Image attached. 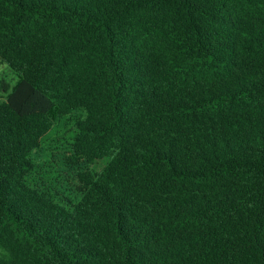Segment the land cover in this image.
<instances>
[{
	"label": "trees",
	"instance_id": "trees-1",
	"mask_svg": "<svg viewBox=\"0 0 264 264\" xmlns=\"http://www.w3.org/2000/svg\"><path fill=\"white\" fill-rule=\"evenodd\" d=\"M0 61V264H264V0H0Z\"/></svg>",
	"mask_w": 264,
	"mask_h": 264
},
{
	"label": "rangeland",
	"instance_id": "rangeland-1",
	"mask_svg": "<svg viewBox=\"0 0 264 264\" xmlns=\"http://www.w3.org/2000/svg\"><path fill=\"white\" fill-rule=\"evenodd\" d=\"M20 80L21 76L17 72L0 61V102L6 99ZM70 141L69 133L65 129L59 128V133L49 134L42 149L36 153L38 165L35 171L38 172L37 176L49 177L50 179L45 182L50 181L55 187L62 184L69 188H77L80 184L78 174L87 167L85 162L75 165L69 160ZM103 163V161L100 162L97 167L102 166Z\"/></svg>",
	"mask_w": 264,
	"mask_h": 264
}]
</instances>
